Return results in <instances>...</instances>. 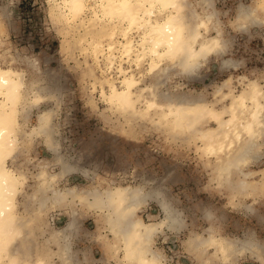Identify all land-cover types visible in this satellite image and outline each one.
Returning a JSON list of instances; mask_svg holds the SVG:
<instances>
[{"label":"clouds","instance_id":"clouds-1","mask_svg":"<svg viewBox=\"0 0 264 264\" xmlns=\"http://www.w3.org/2000/svg\"><path fill=\"white\" fill-rule=\"evenodd\" d=\"M133 2L139 6L137 0ZM202 2L204 3V0ZM257 2L264 3V0ZM39 3L46 13V20L43 21L44 31L52 38H64L68 45H72L71 34L68 37L62 36L63 32L69 31L64 16L73 6L88 5L89 0H39ZM5 4L6 0H0V7ZM248 4L255 6L254 0H248ZM242 5L244 6V0H235L236 14L226 22L221 21L222 32L210 29L205 33L203 28H199L200 34L197 36L198 23L190 31L185 28L183 40L171 53L166 52L165 48L160 49L164 58L157 63L156 69L159 73H167L166 90L173 94V98L165 100L157 94V104L162 106L161 111L154 113V122L158 127H154L153 122L149 120L137 118L133 121L137 131L170 146L169 151H174L175 147L185 148L188 154L180 159L195 166L196 180L192 190L171 191L173 186L168 183L171 173L162 176L153 169L152 175L149 176L146 170L154 162L153 159L146 161L143 166L133 163L129 169L122 168L116 172L99 171V164L90 159V147L82 141L73 140L67 134L72 123L71 108L63 98L44 95L46 100L52 101L53 104L50 109L40 112L53 113L52 124L56 130L53 139L59 142L60 148L63 146L78 153L81 163L77 174L81 182L74 181L73 177L66 174L61 175L63 171L50 170V164L47 168V179L43 181L33 178L38 174L18 167V153L22 152L25 159H31L33 156L30 154L33 153L34 147L47 148L43 138L33 142L28 139V134L37 124L38 113L29 117L26 114L27 108L21 105L15 110V121L10 125L9 110L5 109L0 114V123L5 130L0 175L4 178L6 188L11 186V175L20 177L23 187L15 196L17 215L12 219H9L7 213L0 217V231L6 233L10 228L24 231L38 226L45 250L51 254L50 264H183L184 258L189 260V264H264V235H261L264 233V190L259 193V198L252 195L251 190H242L240 181L243 177L240 172L241 169L247 172L249 169L243 168V165L250 163L245 155L244 142L236 144L231 153L225 152L219 158L205 159L202 150L198 148L193 154L194 146L201 142L199 133L215 130L218 119L227 120L230 115L227 109L231 100L225 99L221 103L220 97L214 95V91L229 80L231 74L223 81H214L200 88L193 86V81L210 72L214 62L222 61L219 52L227 50L229 55H232V46L225 44L226 33L228 30L232 33L241 32L229 21L236 22L238 10ZM252 15L249 13V25L253 23ZM256 15L264 17V11ZM256 36L264 39V34L256 33L250 36L249 40ZM213 40L217 41L214 45L216 50L199 59L193 56L194 52L201 51L202 45ZM13 44V56L16 51H19V56L15 63L11 60L0 62V71L10 67L23 71L27 96L34 81H39L45 86V68L38 54L29 48ZM32 56L35 57L36 66L27 67L22 63L25 57ZM74 58L78 59V56L73 47L64 57L62 64L67 72L75 74L78 78L79 71ZM101 83L104 84L106 96L109 95L107 83ZM141 85L142 82L133 90L134 93L153 90V87ZM158 87L163 88L164 85ZM227 91L225 89V93ZM175 94H182L189 99L178 101ZM83 97L85 108L88 109L87 116L98 120L102 130L111 131L112 128L126 127L127 122L132 121L131 112L122 115L114 104L100 97L99 89L95 93L86 89ZM89 101H94V108ZM205 104L214 105L213 111L218 115L209 116L202 113L199 109ZM137 108L139 109V105ZM9 135L14 136L15 147L10 146ZM78 143L80 147H77ZM261 144H264V140ZM25 177L27 179H24ZM53 177L56 179L53 180ZM33 187L36 191L29 192L28 189ZM39 189L49 193L47 203L43 207L32 203L37 199ZM141 192L154 193L161 209H165L168 203L178 202L183 227L170 222L163 211L153 213L149 203L140 198ZM202 195L208 199H201ZM230 201L244 204L249 202L247 205L255 207V215L243 218L245 223L236 230L239 236L247 235L251 243L240 248L228 243L222 251L218 245L209 246L207 243L212 234L211 229L217 230L218 238H224L225 229L230 227L226 220L221 221L213 202L219 203L221 208L236 211ZM210 214L214 219H209ZM60 221H63L62 225L58 223ZM74 221L78 222V234L66 231ZM88 221H92L94 227L88 228ZM69 235L72 236L71 255L67 247ZM169 241H175V247L170 246ZM31 264H35V261Z\"/></svg>","mask_w":264,"mask_h":264},{"label":"bare ground","instance_id":"bare-ground-1","mask_svg":"<svg viewBox=\"0 0 264 264\" xmlns=\"http://www.w3.org/2000/svg\"><path fill=\"white\" fill-rule=\"evenodd\" d=\"M89 1L88 5L81 4L69 9L67 15L64 16V20L77 21L79 25L83 26L84 33L88 36L86 39L88 44L87 49L103 73L101 77H97L96 75V79L94 77L95 81H98L101 86V97L106 98L122 111L133 114L139 113L142 117L162 110V106L157 104V94L161 99L167 100L173 98V96L162 97L158 93L156 86L149 92V95L143 94L144 90H141L138 94L133 91L145 80V73H148L151 79L148 84L145 83L141 86H149V88L160 82V75L167 74L159 73V70L156 69L157 63L161 62L164 58V54L160 52V49L165 48L166 52L171 53L183 40L185 28L190 31L198 23L197 36L200 34L199 28H203L205 33L210 29L222 32L216 23L217 13L213 7L212 0H204V3L202 0H197V3L203 6V14L199 13L195 8H191V4L187 0H146V2L145 0H137L139 6H136L133 0ZM87 9L91 11L90 15H82ZM256 9L255 7L242 5L238 10V25L243 27L248 24L249 13L253 14V22L258 21L259 17L256 15ZM216 43L217 41L213 40L202 45L201 51L199 53L194 52L193 56L197 59L201 56L206 57L216 50L214 47ZM2 45L3 43L0 44V46ZM223 52L225 50L218 54H222ZM7 53H9L8 48L4 47L0 49V62H2L1 58L3 59ZM223 60H225L222 63L224 66L235 65L230 59ZM126 63L127 65H125ZM108 74H111V76H108ZM101 81L106 82L108 85L110 94L107 96L104 84ZM228 81L220 85L216 89V92L220 100H231L227 109L230 113L229 118L227 120L219 118L215 130L199 133L201 142L197 148L202 150L207 156L217 155L216 157L219 158L225 152L231 153L234 146L243 141L245 155L249 161H252L259 156L260 144L264 137V87L257 81V78L249 79L241 90L234 93L233 89H230V86L228 87ZM56 88L58 89V87ZM30 89V93L33 96H29L30 93L26 96L25 79L22 71L11 67L0 71V114L5 109L9 110L10 125L15 121V110L21 105L27 108L26 114L28 115V111L33 104H37L45 99L44 92L55 96L59 94L58 92V94L54 93V88L46 91V87L42 86L39 81H34L30 85ZM225 89L228 90L227 93H225ZM134 95L135 99H133ZM175 99L183 102L189 98L175 96ZM137 102H142L144 106L138 109L136 106ZM51 107L48 106L42 110L50 109ZM213 108L214 105L205 104L199 110L209 116L218 115L213 111ZM40 111L37 115V124L31 133L28 134V139L34 135L43 137L45 146L47 145L53 151L57 145L53 139L55 133L52 124L53 113L51 111ZM4 134L5 130L2 123H0V162L3 160L2 145ZM15 143L14 136L9 135L10 146L15 147ZM58 155H56L57 159L59 158ZM53 159H55V156ZM58 160H60L56 163L58 170L64 172L61 175L72 173L71 171L74 169L73 164L63 162L61 159ZM246 165H243V167ZM0 168H2V165H0ZM36 174H38L36 175L37 179L41 181L47 179L48 173L43 165ZM240 174L243 177L240 181L242 190L247 191L250 189L253 192L260 190L263 180L252 184L244 177L247 175V172L241 169ZM55 179L53 177V180ZM22 185L23 181L20 177L11 175V186L6 188L4 178L0 175V217L5 213L8 214L9 219L17 215L15 211V196L21 190L20 187ZM48 195V191L39 189L34 203L40 204L43 207L47 203ZM140 198L145 201L156 199L155 194L152 192H141ZM247 207L250 208V206ZM162 211L168 216L170 222L183 227L181 214L172 203H168L167 207L162 209ZM77 223L74 221L66 231L73 233ZM210 231L212 234L208 238V245H218L222 251L224 250V245L228 243L232 244L235 248L247 247L251 243L248 237L218 238L215 229H211ZM21 233L22 229L12 230L10 228L6 233L0 231V264H31L33 261H35V264H50L51 254L45 250L43 243L37 246V253L35 257L32 255L31 261L24 259L22 255L19 256L13 253L12 249L18 245L16 243L20 241L18 238L21 236ZM67 240L68 252L71 255L73 251L71 247V235L67 237ZM10 249L13 254L10 252Z\"/></svg>","mask_w":264,"mask_h":264},{"label":"rangeland","instance_id":"rangeland-1","mask_svg":"<svg viewBox=\"0 0 264 264\" xmlns=\"http://www.w3.org/2000/svg\"><path fill=\"white\" fill-rule=\"evenodd\" d=\"M187 2L191 4V8H195L199 13L203 14V6L197 3V0H187ZM212 3L217 13L216 23L222 30V22H226L229 17L236 14L235 0H212ZM254 4L255 9L257 8V13L264 11V3H259L257 0H254ZM244 6H250L248 4V0H244ZM90 13L91 11L87 9L82 13V15L88 16ZM237 19L238 15L236 22L233 23L232 21H229V23H232L233 27L237 31L241 32L232 33L228 30L226 33L227 38L225 40L226 44H230L232 46V55H229L227 50H225L222 54H219L222 57V61L223 59H230L235 63V65L224 66L222 61L220 63L214 62L211 65L210 72L205 74L200 79L193 81V86L196 88L204 87L214 81H223L229 74H231V78L229 81L227 80L228 87L230 86L229 88L233 89L234 93L241 90L249 79L257 78V81L264 87V39L256 36V38L249 40V37L255 35L256 33L257 35H260V33L264 34V17H259V20L256 21L257 23L253 22L254 24L252 23L251 25L248 23L243 27L238 25ZM45 20L46 13L44 8L40 6L39 0H6V4L0 7V44L3 43V45L0 46V49L4 47L8 48L9 53H7L3 59L1 58V61L7 62L11 60L13 63L16 62V58L19 56V51H16V55L13 56V50L15 48L13 43H15L18 47L29 48L33 53L39 55L41 64L45 68L46 73V91L54 88V93H59H57L58 95H56V97L63 98L67 105L71 108L72 123L67 134L73 140L78 142L82 141L83 144L90 147V159L91 161L99 164V171L109 173L116 172L122 168L129 169L133 163L138 166H143L146 161L153 159L154 162L151 163L146 170L149 176L152 175L153 169L159 172L162 176L171 173L168 181V183L173 186L171 191L179 192L182 189L192 190L196 180V172L194 171V164L180 159V157L188 154L185 148L175 147L174 151H169L168 148L170 146H166L160 141L155 140L154 137L146 136L136 130V126L133 121H136L137 118H139V120L152 121L153 126L158 127V125H155L153 113L145 117H142L139 113H131L132 121H128L126 127H120L119 129L112 128L111 131L102 130L98 120L87 116L88 109L85 108L83 102V93L86 89H90L92 93H95L99 89L100 93L101 86L98 81H95V75L97 77L103 76L99 65L95 62L87 49L88 44L86 39L88 36L84 33L83 26L79 25L77 21L65 20L69 27V31L63 32L62 36L68 37L71 34L73 40V44L68 45L66 39L52 38L44 31L43 21ZM73 47L77 50L78 56V59L74 58L79 71L78 78L75 74L67 72L62 64L64 57L69 54ZM22 63H24L27 67L36 66L34 56L25 57L24 62ZM32 64L34 65L32 66ZM125 65H127V63ZM166 75L167 74L160 75L161 79L158 84L152 86L150 85L151 87L156 86L158 93L164 98L173 96L172 93L166 90ZM108 76H111V74H108ZM150 79L151 77L147 73L145 77L146 81L143 80L142 85L145 83L148 84ZM151 82L153 83V81ZM159 85H164V87H158ZM56 87H58V89ZM228 87L227 89H229ZM216 89L214 93L216 92ZM46 94L47 92L43 93V95ZM143 94L149 95V92H144ZM216 94L217 92L214 95ZM29 96H33L32 93H30ZM175 96L186 97L182 94H175ZM216 96L219 95L217 94ZM201 99H204V94L201 95ZM89 102L93 104L94 108V101ZM220 102L223 103L224 101L220 100ZM52 104L53 102L47 101L45 97L44 100H41L39 103L33 104L30 107L28 116L31 117L40 110L48 106H52ZM137 105H139V107L144 106L142 102H137L136 106ZM118 110L122 115L128 114L126 111H122L121 109ZM54 131L56 130L54 129ZM40 138L43 137L34 135L29 138V141L33 142L35 140H39ZM262 140H264V137ZM57 142L58 141H56V149L53 151L48 148L47 145V149L42 146L34 147L33 153L30 154L33 156L31 159H25L22 152L18 153V167L21 169L26 168L28 171L37 173L42 165L44 169L47 170L52 161H55V159L56 161H60L58 159H61L63 162L73 164V168L76 169H73L71 171L72 173H69L67 176L73 177L76 182H81L80 176L77 174L81 163L78 153H75L71 149H67L63 146L60 148V144ZM43 143L45 145V142ZM80 146L81 145L78 143L77 147ZM196 148L197 146H194L193 154H195ZM55 151L56 153H54ZM56 155L59 156L58 159L56 158ZM203 155L205 159H211L212 157L217 156H207L204 153ZM54 156L55 159H53ZM41 159H47L49 161ZM243 168L249 169L247 171V175L244 177L250 183L253 184L263 180V184L261 185L259 191H251L252 195L259 198V193L261 190H264V144H260L259 156L254 158ZM50 170H58L57 164L52 163L50 165ZM84 174L87 175V173ZM33 178L37 179V176H34ZM25 179L27 178L25 177ZM22 187L20 188L22 189ZM35 189V187L29 188L28 191L32 192L35 191ZM249 190L250 189L247 191ZM165 191H168V189H165ZM201 199L207 200L208 197L202 195ZM147 202L151 206L153 213L162 211L156 199H148ZM32 203H34V201ZM248 203L249 202H245L244 204L243 202L237 203L230 201L231 206L234 209H237L236 211H231L221 208L219 203L213 202V206L217 210L221 221L226 220L230 225V227L225 229L223 234L224 237H247V235H237L236 230L242 227L245 223V219L243 218H250L255 215V207L251 208L250 206V208H248ZM262 203H264V201H262ZM172 205L178 209V202L172 203ZM209 219H214V216L210 214ZM58 223L62 225L63 221ZM87 227H94L92 221L87 222ZM78 232L79 227L77 223L76 229L73 233L78 234ZM261 235H264V233ZM18 240L20 241L16 243L18 244L16 248L12 247L13 253L19 256L22 255L24 259L31 261L32 255L35 257L37 253V246L43 243V236L40 233L39 227L34 226L31 230H22L21 236ZM169 244L170 246L175 247V241H169ZM186 263L189 264V260L187 262H183V264Z\"/></svg>","mask_w":264,"mask_h":264},{"label":"crops","instance_id":"crops-1","mask_svg":"<svg viewBox=\"0 0 264 264\" xmlns=\"http://www.w3.org/2000/svg\"><path fill=\"white\" fill-rule=\"evenodd\" d=\"M228 234H230V233H228ZM187 261H188V259L187 258H184L183 262H187ZM96 264H99V262H96Z\"/></svg>","mask_w":264,"mask_h":264}]
</instances>
